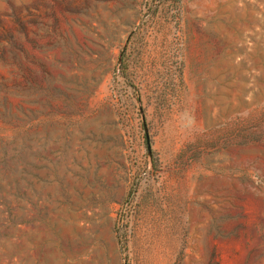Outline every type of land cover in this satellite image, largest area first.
Listing matches in <instances>:
<instances>
[{"label":"rangeland","instance_id":"1","mask_svg":"<svg viewBox=\"0 0 264 264\" xmlns=\"http://www.w3.org/2000/svg\"><path fill=\"white\" fill-rule=\"evenodd\" d=\"M0 264H264V0H0Z\"/></svg>","mask_w":264,"mask_h":264},{"label":"water","instance_id":"2","mask_svg":"<svg viewBox=\"0 0 264 264\" xmlns=\"http://www.w3.org/2000/svg\"><path fill=\"white\" fill-rule=\"evenodd\" d=\"M147 147H148V149H149V143H148V141H147Z\"/></svg>","mask_w":264,"mask_h":264}]
</instances>
